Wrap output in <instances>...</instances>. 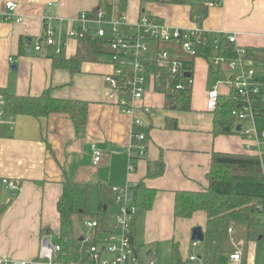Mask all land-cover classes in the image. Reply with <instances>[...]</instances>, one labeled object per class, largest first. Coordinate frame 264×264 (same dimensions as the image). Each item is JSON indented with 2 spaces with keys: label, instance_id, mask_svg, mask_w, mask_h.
I'll return each instance as SVG.
<instances>
[{
  "label": "crops",
  "instance_id": "crops-1",
  "mask_svg": "<svg viewBox=\"0 0 264 264\" xmlns=\"http://www.w3.org/2000/svg\"><path fill=\"white\" fill-rule=\"evenodd\" d=\"M10 1L17 5V15L22 21L18 24L0 22V90L8 95L36 96L50 89L55 99L85 102L87 119L82 130L76 129L65 114H52L42 120L14 116L13 129L0 127V181L19 184L15 195L0 185V204L5 206L0 215V256L27 264H49L38 260L40 240L48 236L57 243V202L66 181L92 186L93 212L98 209L102 189L108 195L112 187L142 184L145 189L155 191L151 208L135 218L131 244L140 257L144 259L150 254L149 259L153 261L160 257L159 244H172L170 263L174 249L183 261L194 255L189 252L192 248L199 250V245L190 244L191 229L199 226L203 230L205 215L198 212L190 219H175V193L195 192L206 187L205 176L213 152L248 153V142L241 134H212V115L206 112L205 105L207 91L218 80L215 71L204 59H194L191 110L185 113L165 108L164 80L149 73L139 108L127 115L117 108L116 100L107 98L108 85L104 79L116 68L110 52L80 62L75 72L54 68L53 61H67L84 51L81 42L66 37L68 28L79 26L76 20L81 15L89 21V27L103 29L108 36L112 33L111 24L120 18L124 17V21L116 27L117 37L134 32V25L146 16L171 29H202L209 38L234 36L236 48L263 52L264 0H167L165 3L156 0H0V7ZM209 3L214 5L209 7ZM193 5L206 9L199 22L191 19ZM97 10L104 14L99 25L94 21ZM44 24L54 29L56 43L63 45L60 55L44 44L39 52L33 50L35 42L41 39ZM27 40H30V54H26ZM256 65L257 76H264V64ZM118 98L126 96L118 93ZM172 118L177 124L174 130L167 127V120ZM133 119L141 121L143 126L131 130ZM132 132L142 134L144 139L135 140ZM92 144L102 152L96 166L92 163ZM136 146L143 147L144 156L138 158L134 153L130 159L129 151ZM157 161L163 163L162 174L147 176L148 167ZM129 162L134 164L132 173L127 171ZM109 201L111 204L110 194L106 203ZM106 223L111 227L114 222ZM81 225L84 226V221ZM107 230L96 234L91 230L85 237L77 229L75 219L72 248L65 257L56 258L50 264L80 263L82 246L92 241L100 244ZM231 230L229 253L216 263L231 264L228 256L239 250L242 255L239 264H264V243L247 241V238L233 239V227ZM97 236L104 238L97 241ZM72 251L78 257L75 260H71ZM102 257L108 256L103 254ZM200 264L205 263L201 260Z\"/></svg>",
  "mask_w": 264,
  "mask_h": 264
},
{
  "label": "trees",
  "instance_id": "trees-1",
  "mask_svg": "<svg viewBox=\"0 0 264 264\" xmlns=\"http://www.w3.org/2000/svg\"><path fill=\"white\" fill-rule=\"evenodd\" d=\"M165 3L167 0H156ZM206 14V9L202 6H191V19L199 22ZM208 37V35H207ZM217 39V44L213 40ZM81 42L84 51L77 54L70 60L54 59L53 67L68 69L71 72L78 70V65L84 60H90L99 54L110 52L109 39L86 36L78 40ZM206 44L197 43L193 47V54H183L181 58L180 70L192 75L193 62L196 58H202L209 63L211 69L215 71L217 79L225 78L224 70L221 66L215 67L212 62L213 57L224 60H233L237 57L236 47L230 43L223 35L208 37ZM246 56L255 63L264 64V51L251 52L246 49ZM146 67L151 69L156 76L164 80L166 109L173 112H190V101L192 94V76L188 80L180 79L179 75L172 76L168 67L161 66L156 60L146 61ZM181 85V89L177 86ZM0 94L5 96L7 113L13 116H27L37 120L46 119L52 114H65L69 117L76 129L82 130L87 119V104L85 102L73 100L55 99L50 94V89L42 91L39 95H8L3 90ZM253 107L256 116L264 115V91ZM238 104L231 95H222L218 98L216 109L212 115V134L237 135L236 128L239 126L236 117ZM169 129H176V119L167 120ZM264 154L259 158L255 154H233L213 152L210 159L209 171L205 176L206 187L200 191H178L175 193L173 216L175 219H190L198 212L205 215L203 228L204 242L203 256L204 263L215 264L219 259L229 253L228 230L233 225L244 224L246 226L247 241H257L259 237V222L256 217V205L264 202ZM163 172L162 161H157L148 167L147 176H159ZM104 188V187H101ZM135 188V189H134ZM134 204L136 214L131 222V230L135 218L141 212L151 208L155 191L147 190L142 184L134 187ZM99 205L96 212L91 207L92 186L89 184L63 183L62 195L57 202V212L59 215V235L57 244L60 246V253L57 260L65 257V254L73 246V226L74 220L96 221L97 227L94 232L101 233L108 229L106 223L107 208L106 198L112 194L110 189L108 195L102 189ZM105 207V211L103 208ZM5 206L0 204V215L4 212ZM93 230V229H92ZM96 241L82 246L80 262H84V252ZM187 260V259H186ZM179 258L176 249L171 257L170 264H189L188 261Z\"/></svg>",
  "mask_w": 264,
  "mask_h": 264
},
{
  "label": "built area",
  "instance_id": "built-area-1",
  "mask_svg": "<svg viewBox=\"0 0 264 264\" xmlns=\"http://www.w3.org/2000/svg\"><path fill=\"white\" fill-rule=\"evenodd\" d=\"M207 5L212 7L214 4L209 3ZM94 17L96 25L102 24L104 18L102 11L97 10ZM21 21L22 19L17 15V5L14 2H5L0 7L1 23L18 24ZM123 21L124 17L113 22L111 24L112 33L108 36L103 29L89 27V21L84 15H81L76 20L79 26L68 28L66 37L77 41L86 36L109 39L108 47L116 68L104 79L108 85L107 98L116 100V106L122 113L132 115L134 109L139 108L142 101L145 76L151 73L153 77L160 78L146 67V61L156 60L159 65L168 67L172 76L179 75L180 79L188 80L183 76L186 71L180 70L182 65L180 60L183 54H193L195 44L200 42L206 44L209 41L207 32L202 29H171L146 16H142L134 25V32L123 37H117L116 27ZM227 40L234 44L235 37L228 36ZM213 43L216 45L217 39L213 40ZM42 44L53 48L56 55H60L63 49L61 43H56L55 31L49 24H44L41 39L35 42L33 50L39 52ZM236 54L235 59L228 61L216 56L212 58L215 67L221 66L223 68L225 78L217 80L215 85L207 91L205 109L207 113L212 114L216 109L218 98L222 95H231L238 106L240 105L236 111L238 120H252L256 116L252 104L259 99L261 92L264 91V76H257V65L246 56L245 49L236 48ZM181 88V85L177 86V89ZM223 90L225 91L223 92ZM118 93H122L126 98H118ZM5 107V96L0 94V127L13 129L14 116L7 113ZM144 111L146 114L148 113V110ZM142 126L143 124L138 119H133L130 125L131 130ZM240 131L248 142L246 144L247 152L262 158L264 154V130L241 128ZM133 136L138 141L144 139L140 133H133ZM91 153L92 163L96 166L101 160L102 152L95 144H92ZM130 153V159L134 153L138 158H142L144 149L136 146L129 151ZM133 170L134 164L129 162L127 171L132 173ZM0 185L13 195L19 191V184L13 181L1 180ZM133 188L134 186L129 184L124 187L110 188L113 204L119 212L114 215V223L108 227L106 238L100 244L96 243V245L87 248L84 252L85 260L79 264H155L152 259L140 257L131 244V222L136 214ZM255 209L259 222L260 241L264 243V202L257 204ZM84 227L92 230L97 227V223L93 220L85 221ZM231 234L232 230L229 229L228 235ZM192 245L196 247L199 243L193 242ZM60 251L59 244L54 243L48 236H43L40 240L38 260L50 264L58 257ZM103 254H107L108 257L103 258ZM241 260L242 255L239 250H235L227 258L228 263L231 264H239ZM186 261L189 264L201 263V259L196 255L189 256ZM0 264L27 263L15 262L0 256Z\"/></svg>",
  "mask_w": 264,
  "mask_h": 264
},
{
  "label": "rangeland",
  "instance_id": "rangeland-1",
  "mask_svg": "<svg viewBox=\"0 0 264 264\" xmlns=\"http://www.w3.org/2000/svg\"><path fill=\"white\" fill-rule=\"evenodd\" d=\"M146 76H147V78L150 77L148 75H146ZM144 84H145V82H144ZM239 125H242L244 128H248V129L254 128L256 130H264V116H255L252 120L239 122ZM242 138H243V140H245V138L243 136H242ZM111 204H113L112 200H111ZM111 204L109 201V203L108 202L105 203V206L107 208V214H108V217H107L108 220L107 221L112 224L114 222V215L117 214L119 212V210L116 207H114V204L113 205H111ZM76 224H77V229L85 237L88 236L92 232L91 230H88L83 225H81L80 220H76ZM232 227L234 229L233 239H237V240L244 239L245 240V238L247 237L246 226L244 224H237V225H233ZM102 238H104V236H97L96 240L98 241ZM189 242L191 244V241H189ZM172 248H173L172 244H170V243L164 244V245L159 244L157 251L159 252L160 257L157 259V261H155V264H170V252H172ZM153 250H155V247L153 248ZM203 252H204L203 244L201 243V244H199V250L192 248L189 253H190V255H192V254L196 255L202 261H204ZM77 258L78 257L72 251L71 252V260H75ZM73 262L74 261H71L70 264H72ZM78 263L79 262H77L76 264H78ZM215 264H219V263H215Z\"/></svg>",
  "mask_w": 264,
  "mask_h": 264
},
{
  "label": "water",
  "instance_id": "water-1",
  "mask_svg": "<svg viewBox=\"0 0 264 264\" xmlns=\"http://www.w3.org/2000/svg\"><path fill=\"white\" fill-rule=\"evenodd\" d=\"M27 43H28V49L26 51V54H30V48H29L30 40H27ZM183 76H184L185 79H190L191 74H189L188 72H185L183 74ZM237 108H240V105ZM240 130H241V126H237L236 131L239 132ZM103 210L104 211L106 210L105 207L103 208ZM190 240H191V242H197L199 244L204 242V234H203V230H202L201 227L197 226V227L192 228ZM260 240H261V238L259 236L258 237V241H260ZM146 258L149 259L150 258V254H148L146 256Z\"/></svg>",
  "mask_w": 264,
  "mask_h": 264
},
{
  "label": "bare ground",
  "instance_id": "bare-ground-1",
  "mask_svg": "<svg viewBox=\"0 0 264 264\" xmlns=\"http://www.w3.org/2000/svg\"><path fill=\"white\" fill-rule=\"evenodd\" d=\"M135 189V188H134ZM91 221V220H90ZM95 221V220H94ZM94 230V229H93Z\"/></svg>",
  "mask_w": 264,
  "mask_h": 264
}]
</instances>
